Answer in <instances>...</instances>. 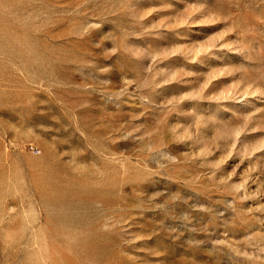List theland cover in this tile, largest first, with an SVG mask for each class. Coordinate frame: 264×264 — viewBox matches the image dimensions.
<instances>
[{"label":"rangeland","instance_id":"1","mask_svg":"<svg viewBox=\"0 0 264 264\" xmlns=\"http://www.w3.org/2000/svg\"><path fill=\"white\" fill-rule=\"evenodd\" d=\"M0 264H264V0H0Z\"/></svg>","mask_w":264,"mask_h":264}]
</instances>
